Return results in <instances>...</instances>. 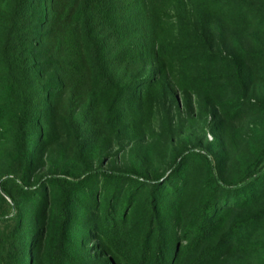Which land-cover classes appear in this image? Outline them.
<instances>
[{"label":"trees","instance_id":"1","mask_svg":"<svg viewBox=\"0 0 264 264\" xmlns=\"http://www.w3.org/2000/svg\"><path fill=\"white\" fill-rule=\"evenodd\" d=\"M0 264H264V0H0Z\"/></svg>","mask_w":264,"mask_h":264},{"label":"rangeland","instance_id":"2","mask_svg":"<svg viewBox=\"0 0 264 264\" xmlns=\"http://www.w3.org/2000/svg\"><path fill=\"white\" fill-rule=\"evenodd\" d=\"M209 137L211 138L212 136H211V135H209Z\"/></svg>","mask_w":264,"mask_h":264}]
</instances>
